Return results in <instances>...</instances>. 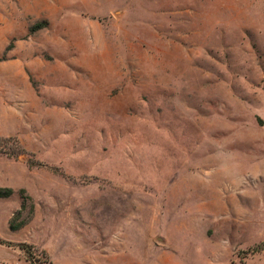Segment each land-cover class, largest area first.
Segmentation results:
<instances>
[{"label": "rangeland", "instance_id": "rangeland-1", "mask_svg": "<svg viewBox=\"0 0 264 264\" xmlns=\"http://www.w3.org/2000/svg\"><path fill=\"white\" fill-rule=\"evenodd\" d=\"M0 264H264V0H0Z\"/></svg>", "mask_w": 264, "mask_h": 264}, {"label": "trees", "instance_id": "trees-1", "mask_svg": "<svg viewBox=\"0 0 264 264\" xmlns=\"http://www.w3.org/2000/svg\"><path fill=\"white\" fill-rule=\"evenodd\" d=\"M12 192L11 187H1L0 186V196H8Z\"/></svg>", "mask_w": 264, "mask_h": 264}]
</instances>
